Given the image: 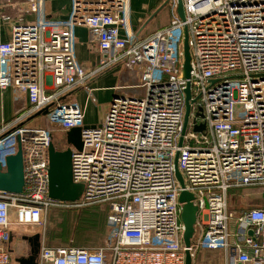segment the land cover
<instances>
[{
  "label": "built area",
  "instance_id": "2783aa9c",
  "mask_svg": "<svg viewBox=\"0 0 264 264\" xmlns=\"http://www.w3.org/2000/svg\"><path fill=\"white\" fill-rule=\"evenodd\" d=\"M181 2L183 20L171 0L168 24L143 36L134 28L130 0H71L65 20L48 17L45 0L27 1L33 23H16L10 39L0 41V90L10 89L15 101L25 96L28 115L51 129L82 128L71 175L83 193L74 203L48 197L49 129L38 123L3 128L1 169L20 144L23 187L18 194L0 191V264H18L7 249L11 226H42L50 209L78 204L107 206L104 242L42 245L35 264H185L181 191L197 207L191 255L229 251L240 264H264V207L232 212L228 204L233 189L264 192V0ZM77 27L96 46L94 66L77 60ZM185 29L189 80L182 74ZM113 67L137 72L139 93L118 94L102 121L85 128L84 107L57 100ZM187 83L190 113L181 136Z\"/></svg>",
  "mask_w": 264,
  "mask_h": 264
},
{
  "label": "crops",
  "instance_id": "0c3cea01",
  "mask_svg": "<svg viewBox=\"0 0 264 264\" xmlns=\"http://www.w3.org/2000/svg\"><path fill=\"white\" fill-rule=\"evenodd\" d=\"M28 0H0V41L5 42L10 39L11 31L16 23L29 24L33 23L34 15L28 11ZM164 1L168 0H130L131 18L136 30H142L141 34L146 36L149 33L145 32V26L151 24L154 19L158 18L162 11H165L164 16L159 18L157 23L153 25V29L157 30L164 27L162 22L172 16L171 4L163 7L159 14L152 17V15L163 6ZM163 4V5H162ZM47 15L50 18L57 20H65L72 8L71 0H45ZM150 15V16H148ZM143 18V23L139 24L138 19ZM147 19V20H146ZM170 21V19H169ZM90 35L85 27H77L75 29V52L77 60L84 66H94L97 63L98 55L96 46L91 43ZM86 48L90 49L88 51ZM119 67H113L104 71L100 75L94 77L91 83L93 95L101 92V105L104 106V113L107 106L114 95L118 94H135L137 89L134 87H120L115 83L112 71ZM104 74H109L103 80ZM73 89L60 96L57 102L71 101L84 108L91 101L83 102V95L74 93ZM49 92V91H48ZM93 95H91L93 97ZM97 95V94H96ZM96 101V100H95ZM98 103V102H94ZM30 107L25 96H22L18 101L14 100L13 92L10 89L0 90V131L5 128L16 126H31L38 123V120L33 119L28 115ZM103 116L98 117V121H102ZM100 118V119H99ZM18 119V120H17ZM83 127H95L93 117H84ZM15 121H17L15 123ZM99 122V123H100ZM243 190L245 195L253 202L248 208L264 207V192L259 188H240L232 191ZM230 208V207H229ZM20 232V238L16 235ZM197 238V237H196ZM239 240V239H236ZM38 244L39 247L43 245L42 233L37 232L34 226H20L18 228L10 227V239L7 244V249L10 253L12 263H17L19 259H25L31 256V247ZM97 247V246H96ZM94 248V247H92ZM38 256V255H37ZM37 259V258H36ZM192 264H240L236 256H233L229 251H202L196 249L192 255Z\"/></svg>",
  "mask_w": 264,
  "mask_h": 264
},
{
  "label": "water",
  "instance_id": "95a60500",
  "mask_svg": "<svg viewBox=\"0 0 264 264\" xmlns=\"http://www.w3.org/2000/svg\"><path fill=\"white\" fill-rule=\"evenodd\" d=\"M169 1V0H168ZM168 1L163 6L159 7L158 10L152 15L155 16L164 6L167 5ZM176 1V14L183 20L184 13L181 0ZM190 52L188 45V35L186 29L184 30L183 40V63H182V74L186 80L190 77ZM185 94V112L183 117V130L181 136L184 135L188 117L190 113V85L186 84L184 90ZM117 97L114 95L112 99ZM111 99V100H112ZM46 107L42 111V115H46L48 112ZM37 115L32 116L35 117ZM203 129H196L199 132ZM81 127H75L65 132V142L67 147L64 150H57L51 142L48 146V197L51 200L60 201L64 203L77 202L83 193V185L74 183L71 175V154L72 150L80 151L82 149L81 141ZM182 137L179 140V146L181 145ZM177 154L174 158V173L177 182L183 189L184 183L182 176L177 168ZM23 187V163H22V151L21 146L18 144L17 152L14 155H10L5 158V171H2L0 166V191H4L11 194H18L22 191ZM193 196L186 192L181 191L178 197V202L181 204L180 220L183 224L184 231L182 235V241L185 247V264H192V255L190 254L189 248L193 244L196 229V215L197 207L192 203ZM251 233L249 232L248 235ZM39 245L36 244L31 247V256L25 259H19L18 264H35V260L39 253Z\"/></svg>",
  "mask_w": 264,
  "mask_h": 264
},
{
  "label": "rangeland",
  "instance_id": "374dc122",
  "mask_svg": "<svg viewBox=\"0 0 264 264\" xmlns=\"http://www.w3.org/2000/svg\"><path fill=\"white\" fill-rule=\"evenodd\" d=\"M169 4H172L171 0L168 1L167 6ZM164 13L166 12L162 11L158 18L154 19L151 24L148 23L145 26L146 33L155 31L153 25L157 23L159 18L164 16ZM158 14L159 12L157 15ZM169 19L164 20L162 24L167 25ZM86 49L90 51V49ZM112 74L114 75L115 83L120 87L134 88L135 85L139 83L137 72L131 69L121 67L113 70ZM108 75L109 74H104L103 80H105ZM94 80V78L90 79L85 85L78 87L73 91L74 93L76 92L83 95V102L88 94V89H91L90 85ZM136 93H139L138 89ZM91 94L93 95V92ZM96 94L95 96L93 95V97L90 95L92 104L89 103L84 108L86 118L88 116L90 118L93 117V125H98L100 122V120L98 121V117L104 115V106L101 105L102 102L100 98L102 93L97 92ZM81 107L83 106L81 105ZM38 126L51 131L52 143L57 150H64L67 147L65 133L58 129H51L43 118L38 120ZM199 128H202V126L197 127L196 129ZM228 204L232 212H238L247 209L253 204V202H251L250 198L245 195L243 190H241L231 192V195L228 197ZM106 217L107 206L105 204H89L85 206L80 204L75 206L69 205L65 208L50 209L44 218L43 225L34 227L40 235L42 233L43 246L45 247H78L82 245L85 248H92L100 246L104 242L106 236ZM12 227L18 228L20 226L13 225ZM16 235L17 238H20L21 233L19 232L17 234L16 232Z\"/></svg>",
  "mask_w": 264,
  "mask_h": 264
},
{
  "label": "trees",
  "instance_id": "16d2710c",
  "mask_svg": "<svg viewBox=\"0 0 264 264\" xmlns=\"http://www.w3.org/2000/svg\"><path fill=\"white\" fill-rule=\"evenodd\" d=\"M78 247H80V248H84L82 245H81V246H78Z\"/></svg>",
  "mask_w": 264,
  "mask_h": 264
}]
</instances>
